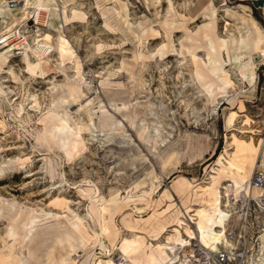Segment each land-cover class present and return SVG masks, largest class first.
<instances>
[{
	"label": "rangeland",
	"instance_id": "374dc122",
	"mask_svg": "<svg viewBox=\"0 0 264 264\" xmlns=\"http://www.w3.org/2000/svg\"><path fill=\"white\" fill-rule=\"evenodd\" d=\"M53 1L62 9L55 17L60 29L51 32L29 16L20 34L11 36L28 47L50 32L44 79L26 74L15 51L0 63V236L11 226L23 235L28 215L34 219L30 241L7 243L20 264H47L48 256L68 254L78 264L87 258L89 264H131L120 250L123 241L138 237L144 251H158L172 244L173 228L183 239L185 227L195 231L203 190L213 181L229 215L231 246L218 251H231L232 264L255 263L264 234V60L255 50L248 54L255 68L251 81L248 70L232 68L223 50L231 85L222 84L221 74L202 82L193 73L208 63L204 32L215 46L217 39L234 37L240 18L249 17L264 37L263 8L251 0H216L213 14L207 5L198 10L208 0ZM3 3L14 10L20 0ZM59 32L67 44L63 56L56 50ZM235 48H229L232 56L239 54ZM50 116L64 129L63 139L49 143L44 133ZM64 142L69 154L55 144ZM248 147L256 156L252 166L243 161L245 186L253 187L257 177L263 184L256 200L244 191L235 199L224 189L233 185L228 161L238 163ZM100 197L114 199L106 251L94 245L101 216L93 202ZM76 222L89 236L85 247L75 242L71 251L64 239ZM190 244L176 252L177 259L197 264L190 256L199 258L197 247L204 246L197 239ZM134 257L141 260V254Z\"/></svg>",
	"mask_w": 264,
	"mask_h": 264
},
{
	"label": "bare ground",
	"instance_id": "6f19581e",
	"mask_svg": "<svg viewBox=\"0 0 264 264\" xmlns=\"http://www.w3.org/2000/svg\"><path fill=\"white\" fill-rule=\"evenodd\" d=\"M215 1L216 0H208V4H202V2H200L198 10L207 5L209 11L214 14ZM253 2L255 5L261 6L264 11V0H254ZM61 10L62 9L58 8L57 4H54L53 0H20L19 6L14 10L6 7L4 3L0 5V20L5 22V26L2 27L0 25V38L5 37L7 40L6 44L0 47V63H8L9 56L7 53L9 51L21 50L22 62L25 65L24 72L31 77L44 79L45 72L42 68V62L45 57H47L53 50V37L50 32H45L40 39L34 40L33 46L28 45V47L25 46L26 43H24V40L21 42L11 41V36L15 35L16 33L20 34L17 29L21 24L28 20L29 16L34 18L37 24L40 22L43 27L49 29L51 32L54 31L55 28L60 29L61 26L59 24H55V17L61 13ZM240 21L242 23L241 26L237 28L238 32H236V35L234 37L228 36V38L224 40L217 39L215 46H213V35L207 31L203 33V39L209 41V59L208 63H205V68L195 66L193 74L197 80L203 78L202 82H204L208 75L221 74L222 84L231 85L229 79L226 77V72L224 71L226 61L222 60L221 58V52L223 50L226 51L227 57L225 56V58H227V62L230 63L233 69H246L248 70L247 78L251 81L255 79L254 63L251 59L247 61V58L250 57L248 56L250 51L255 50L257 53L255 54L256 58H262L264 60V49L261 48L262 43L264 42V37L262 30L256 26V22L253 21L252 18H240ZM234 47H236L235 49L239 51V54L236 56H232L230 54V51L234 53ZM229 48L231 49L230 51ZM56 50L61 56L67 53V44L63 39L61 32H59V36L57 38ZM203 85L206 84L203 83ZM45 119L46 117L43 119L44 124H46ZM53 119L54 116L49 117L47 122L48 127L44 133V139L49 143L52 141V139L57 137L59 140L63 139L61 136V132L64 129L63 121L58 119L56 123L53 122ZM230 120L231 119H228L227 122H230ZM55 144L59 148L68 146L67 142H64V144L61 146L58 143ZM241 151L243 152L244 157H239L238 163H235L234 161H228L227 163L233 169L229 175L233 185L224 188L225 195L229 196V193L232 192L234 198L237 199L240 193L244 191L246 198L256 200L262 197L263 190L261 187L255 186L254 184L252 185L253 187H248L246 185L248 187L247 188L245 186V183L247 182L246 179L248 176V171H246L243 167V161H248L250 166L253 165V160L256 156V150L254 147H248L241 149ZM65 153L69 154L68 147L65 149ZM262 165L264 166V158L263 162L261 163V166ZM50 170H52L51 167ZM210 185L211 186L209 188L203 190L206 192L204 193V198L201 201L203 206L198 208L195 213V231L188 229L189 227H185L184 235L186 237L183 239L182 235L180 234V230L176 227L173 228L171 232H173L174 235L172 234L170 236L172 244H161L157 247L158 251H144L142 244L137 241L138 237H135L130 241L125 240L123 241L120 250L125 256H127L130 263L173 264L176 262L175 259L178 257L176 256V252L180 249L184 250L185 248L189 247L191 245L190 241H194L196 239L203 244L202 246H204V249L210 251L211 253L217 252L219 246L221 245L230 247L231 245L227 241L225 232L226 221L229 215L227 211L223 209L224 206L222 204L221 193L215 186L216 182L213 181ZM93 203L96 205L99 204L97 211L99 213V217L101 216V228L99 231H97V238L94 239V245L99 244V246H101V248L106 251L107 246L103 240L105 239V236L110 235L109 228L107 226V216L110 214V206L114 203V199L111 197L109 200H105L103 197H100L97 200H94ZM229 206L230 204L228 201L225 207ZM30 216L31 215H28L29 220L28 223L25 224L26 226L24 228V234H21L22 236L20 234H16L13 226H11L3 235L0 236V264H20L22 262L20 256L14 255L13 245H7V243L9 239H15V242L25 245V243L29 240V235L32 234L33 230L32 227L28 226L30 225L29 222H34V219ZM90 218H92L91 215ZM179 222L184 225L182 221ZM74 236L76 237L74 238ZM87 236H89V234L85 226L81 222H76V226L74 229L72 228V232L65 234L64 241L69 245V249L73 251L76 248V246H74L75 242L78 243L79 247H85V238ZM261 241V254L253 264H264V234ZM149 248L153 249V246L149 245ZM137 254H141L140 261L136 257L133 258V256ZM48 258L49 261L47 264H78V262L75 261L76 258L75 260L69 258V254L66 257H61L59 259H54L52 256H48ZM89 262L90 261H88L87 258L80 264H89ZM184 264L189 263L184 262Z\"/></svg>",
	"mask_w": 264,
	"mask_h": 264
},
{
	"label": "built area",
	"instance_id": "2783aa9c",
	"mask_svg": "<svg viewBox=\"0 0 264 264\" xmlns=\"http://www.w3.org/2000/svg\"><path fill=\"white\" fill-rule=\"evenodd\" d=\"M6 39L0 38V46H3L6 44ZM20 51V52H19ZM16 55L21 54V50H15ZM255 186L262 187V180L260 177H257L255 182ZM198 249L196 250L197 254L199 255V258H195L194 255L190 256L191 259H195L197 261V264H232V261L235 262V259H233V253L231 251H226V250H219L215 253H211L210 251H207L206 249L200 247H197ZM238 259H241L244 261V257L238 256L236 257ZM184 259L179 258L176 259V262L173 264H184ZM119 264H126L124 259H121ZM172 264V263H169Z\"/></svg>",
	"mask_w": 264,
	"mask_h": 264
},
{
	"label": "crops",
	"instance_id": "0c3cea01",
	"mask_svg": "<svg viewBox=\"0 0 264 264\" xmlns=\"http://www.w3.org/2000/svg\"><path fill=\"white\" fill-rule=\"evenodd\" d=\"M252 2L254 1V0H251ZM254 3V2H253Z\"/></svg>",
	"mask_w": 264,
	"mask_h": 264
}]
</instances>
